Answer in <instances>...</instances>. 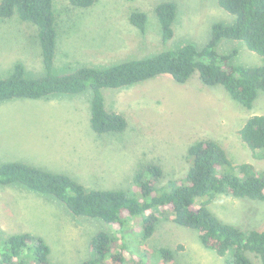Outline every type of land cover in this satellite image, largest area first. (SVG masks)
I'll return each instance as SVG.
<instances>
[{
	"label": "rangeland",
	"instance_id": "obj_1",
	"mask_svg": "<svg viewBox=\"0 0 264 264\" xmlns=\"http://www.w3.org/2000/svg\"><path fill=\"white\" fill-rule=\"evenodd\" d=\"M66 2L54 0L55 8L61 11L56 14L57 71L62 66L73 70L148 58L185 44L200 48L208 43L214 23L229 24L233 20L219 7L218 0H97L88 9L70 11ZM162 3L176 6L174 36L167 42L161 41L155 12ZM132 11L146 15L143 33L129 23ZM36 34L33 25L16 16L0 18V72H7L19 61L28 73L40 74ZM216 50L220 54L235 52L231 64L264 63V56L249 51L240 41L222 40ZM103 95L106 109L125 119L127 127L122 133L92 132L87 91L75 96L1 103L0 164L16 161L59 172L85 190L127 192L135 171L146 164L161 168L159 186L182 179L189 166V145L211 139L234 164L249 163L256 172L264 171V158L252 154L238 134L250 116L264 114L263 92L251 109H245L221 86L207 87L195 74L184 84L165 75L106 90ZM207 207L220 221L237 229L264 231V202L217 195ZM137 225L127 219L121 230L99 219L74 216L51 196L19 185L0 186V242L13 234L40 237L50 249V264H82L89 259V242L98 232L115 238L117 248L122 242L128 244L131 253L126 254L124 264L139 259L145 264H163L152 253L158 248L171 252L172 262L166 264H224L201 246L196 232L173 223L168 213L159 216L147 240L141 239ZM248 257L252 264H260L253 254Z\"/></svg>",
	"mask_w": 264,
	"mask_h": 264
},
{
	"label": "trees",
	"instance_id": "obj_2",
	"mask_svg": "<svg viewBox=\"0 0 264 264\" xmlns=\"http://www.w3.org/2000/svg\"><path fill=\"white\" fill-rule=\"evenodd\" d=\"M66 1L70 11L88 9L97 0ZM218 5L233 20L229 24L214 23L208 43L200 48L185 44L148 58L123 60L104 67L84 65L73 70L62 66L57 71L56 14L61 11L55 8L54 0H0L1 19L16 16L36 28L42 63V71L36 75L28 73L19 61L11 64L7 72H0L3 73L0 104L75 96L87 91L92 132L122 133L127 123L120 114L106 109L104 91L119 90L165 75L177 84H184L196 74L203 85L221 86L233 101L251 109L259 92L264 93V63L231 64L235 52L220 54L216 46L222 40L240 41L249 51L264 56V0H218ZM155 12L161 41H170L174 36L176 6L162 3ZM128 20L141 33L145 31L144 13L132 11ZM238 134L252 154L258 153L264 158V114L250 116ZM187 155L189 166L182 179L159 186L161 168L146 164L135 171L127 192L85 190L66 175L16 161L0 164V186L19 185L51 196L74 216L99 219L118 225L121 230L127 219H133L143 241L152 237L159 216L168 213L173 223L196 232L201 246L221 258L224 264H252L249 254L264 264V231L237 229L220 221L207 207L217 195L264 202V171L256 172L249 163L234 164L211 139L193 142ZM88 248L90 257L82 264H124L126 254L131 253L126 242L117 248L115 238L105 232L96 233ZM152 253L163 264L172 262V254L166 248ZM49 254L48 245L28 233L9 235L0 242V264H50ZM131 264L145 263L139 259L132 260Z\"/></svg>",
	"mask_w": 264,
	"mask_h": 264
},
{
	"label": "crops",
	"instance_id": "obj_3",
	"mask_svg": "<svg viewBox=\"0 0 264 264\" xmlns=\"http://www.w3.org/2000/svg\"><path fill=\"white\" fill-rule=\"evenodd\" d=\"M6 162H11V161H6ZM59 173V172H58Z\"/></svg>",
	"mask_w": 264,
	"mask_h": 264
}]
</instances>
